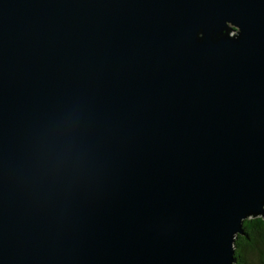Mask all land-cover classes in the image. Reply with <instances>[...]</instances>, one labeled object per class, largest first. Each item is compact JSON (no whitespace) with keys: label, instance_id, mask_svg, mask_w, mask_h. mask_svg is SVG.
<instances>
[{"label":"water","instance_id":"water-1","mask_svg":"<svg viewBox=\"0 0 264 264\" xmlns=\"http://www.w3.org/2000/svg\"><path fill=\"white\" fill-rule=\"evenodd\" d=\"M264 221V0H0V264H234Z\"/></svg>","mask_w":264,"mask_h":264},{"label":"trees","instance_id":"trees-1","mask_svg":"<svg viewBox=\"0 0 264 264\" xmlns=\"http://www.w3.org/2000/svg\"><path fill=\"white\" fill-rule=\"evenodd\" d=\"M261 218L243 222L242 235H237L234 249V264H264V230Z\"/></svg>","mask_w":264,"mask_h":264},{"label":"snow or ice","instance_id":"snow-or-ice-1","mask_svg":"<svg viewBox=\"0 0 264 264\" xmlns=\"http://www.w3.org/2000/svg\"><path fill=\"white\" fill-rule=\"evenodd\" d=\"M259 223L261 225L262 230H264V221H260Z\"/></svg>","mask_w":264,"mask_h":264}]
</instances>
